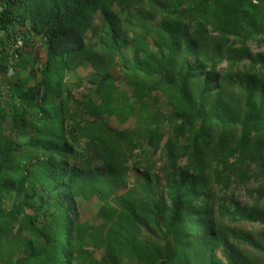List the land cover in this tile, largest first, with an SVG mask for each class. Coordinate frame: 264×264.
I'll use <instances>...</instances> for the list:
<instances>
[{"label":"trees","instance_id":"trees-1","mask_svg":"<svg viewBox=\"0 0 264 264\" xmlns=\"http://www.w3.org/2000/svg\"><path fill=\"white\" fill-rule=\"evenodd\" d=\"M0 31V264H264V183L214 197L264 179V0H0Z\"/></svg>","mask_w":264,"mask_h":264},{"label":"rangeland","instance_id":"rangeland-1","mask_svg":"<svg viewBox=\"0 0 264 264\" xmlns=\"http://www.w3.org/2000/svg\"><path fill=\"white\" fill-rule=\"evenodd\" d=\"M99 17H97V22L99 21ZM17 28L15 27L16 30ZM12 30V29H11ZM18 30V29H17ZM22 30V29H20ZM22 31L25 32V29H23ZM3 37H0L2 46L5 48L7 47V42L6 40H4ZM34 42V43H32ZM250 48L252 51H258L260 49L263 48V46H257V44H255L254 42L250 43ZM131 50H132V44H129L127 46V48L124 50V52L127 55L131 54ZM22 52H23V59L27 62V66L25 68H17L16 71V76H23L25 75V73L27 72L29 74V76H31L32 78H36L37 77V73H31L29 71V69L31 68V65H33L34 63H38V64H42L44 61V45L43 42L41 41V39H37L34 40L33 38H26L24 47L22 48ZM225 64L222 63L220 65L219 68V76L221 77L224 73V68ZM242 66H235L234 70H238L241 69ZM86 72V69L84 68H79L78 73L80 75H84ZM114 75L116 77H120L119 73L117 71L113 72ZM73 79L72 74H68L67 76V80L71 81ZM5 79L3 78V76L0 74V85H2L4 83ZM3 86V85H2ZM80 90V89H79ZM78 91V90H75ZM157 98L159 101H162L161 96L159 94H157ZM110 123L116 127H123V126H132L133 122L132 119L128 120L126 123L124 124H120L118 123L115 119H111ZM159 154L156 153L154 156V159H158ZM159 163H157L158 165ZM180 164H183V162H180ZM137 173L133 170L129 171V181H131V179H133V176L136 175ZM139 174V173H138ZM251 174V172H250ZM264 183V179L262 178V180L257 179V178H250L249 180L245 181V183H237V182H233L229 188H226L224 190H217L216 195H214L215 197V202L216 204H220V203H228V199L232 198L233 200L239 202L241 205L243 206H250L252 205L256 199V189L257 187L261 184ZM78 203V208L80 210L81 213V218L82 219H86L90 222L94 221V214H95V210L98 206V201L95 198H92L90 200H82V199H78L77 200ZM259 205L264 207V197L260 200ZM230 226L236 228L237 230H241V231H251L253 234H256L260 231L261 226L258 223H250V222H245V221H235V222H230L229 223ZM102 254V250L97 249L94 251V255L96 257H100Z\"/></svg>","mask_w":264,"mask_h":264},{"label":"built area","instance_id":"built-area-1","mask_svg":"<svg viewBox=\"0 0 264 264\" xmlns=\"http://www.w3.org/2000/svg\"><path fill=\"white\" fill-rule=\"evenodd\" d=\"M0 36H5V33L3 31H0ZM33 38L32 36H29L28 38ZM10 47L8 50V58L6 61V69H5V77L10 78L13 76L15 72V63L18 59V50L21 49L24 46L25 43V35L21 30H17L12 33L10 32ZM40 64L35 63L33 65V69L37 70ZM6 88L8 89V85H6Z\"/></svg>","mask_w":264,"mask_h":264},{"label":"crops","instance_id":"crops-1","mask_svg":"<svg viewBox=\"0 0 264 264\" xmlns=\"http://www.w3.org/2000/svg\"><path fill=\"white\" fill-rule=\"evenodd\" d=\"M28 23H27V25H26V27L28 28ZM16 27H17V25H16ZM34 40H37V39H40L39 37H35V38H33ZM32 43H34V42H32Z\"/></svg>","mask_w":264,"mask_h":264}]
</instances>
